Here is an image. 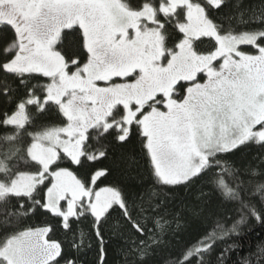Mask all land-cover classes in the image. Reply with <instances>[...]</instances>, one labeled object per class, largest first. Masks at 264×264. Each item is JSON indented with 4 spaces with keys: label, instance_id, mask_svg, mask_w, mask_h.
I'll list each match as a JSON object with an SVG mask.
<instances>
[{
    "label": "snow or ice",
    "instance_id": "6c2138e0",
    "mask_svg": "<svg viewBox=\"0 0 264 264\" xmlns=\"http://www.w3.org/2000/svg\"><path fill=\"white\" fill-rule=\"evenodd\" d=\"M252 224L264 0H0V264H264Z\"/></svg>",
    "mask_w": 264,
    "mask_h": 264
},
{
    "label": "trees",
    "instance_id": "16d2710c",
    "mask_svg": "<svg viewBox=\"0 0 264 264\" xmlns=\"http://www.w3.org/2000/svg\"><path fill=\"white\" fill-rule=\"evenodd\" d=\"M199 235L198 231L195 229L189 230L187 233L184 234L183 239L179 241V246H184L187 244L193 243L197 236ZM60 236H63V233H60ZM264 236V227H261L258 224H252L250 230L245 229L244 233L237 238L238 242L241 245L240 252L246 253L250 247L254 246L257 240ZM94 258L93 253H89L87 259L91 261ZM115 259V258H114ZM110 264L112 262L110 261Z\"/></svg>",
    "mask_w": 264,
    "mask_h": 264
},
{
    "label": "rangeland",
    "instance_id": "374dc122",
    "mask_svg": "<svg viewBox=\"0 0 264 264\" xmlns=\"http://www.w3.org/2000/svg\"><path fill=\"white\" fill-rule=\"evenodd\" d=\"M196 70H197V65L195 63L185 64L181 69L173 70L167 73L165 76L161 77L157 81L152 91H158L162 89L170 90L173 85L177 84L182 79L189 78L190 75L194 73Z\"/></svg>",
    "mask_w": 264,
    "mask_h": 264
}]
</instances>
